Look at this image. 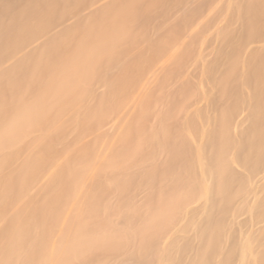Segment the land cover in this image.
Here are the masks:
<instances>
[{"label": "bare ground", "instance_id": "obj_1", "mask_svg": "<svg viewBox=\"0 0 264 264\" xmlns=\"http://www.w3.org/2000/svg\"><path fill=\"white\" fill-rule=\"evenodd\" d=\"M257 3L0 0V264H264Z\"/></svg>", "mask_w": 264, "mask_h": 264}, {"label": "rangeland", "instance_id": "obj_2", "mask_svg": "<svg viewBox=\"0 0 264 264\" xmlns=\"http://www.w3.org/2000/svg\"><path fill=\"white\" fill-rule=\"evenodd\" d=\"M211 2H213V0H204L205 6H208L209 3L211 4ZM205 6L202 7L201 9L197 10L196 14L202 13L203 15H206L208 7L206 8ZM257 6H258V3L256 4V6H254L253 8H250L247 11L248 17H249L248 19L252 20V23L255 26L253 34H256L257 36H262L263 37L264 36V12L259 11V9H257ZM199 7H201V6H199ZM221 7H222V2L217 6L216 12H213L212 10L209 11V13L207 14V18H206V20H207L206 28L209 27L210 22H211L210 21L211 18L212 17L214 18L220 12V10L222 9ZM241 13L243 14L244 12L241 10ZM241 13L239 12V14H237V15L233 14V17L229 16V18L230 17L233 18V22H234V18H236V20H238V21H236V23L233 26H234L235 34H236L235 41H237L239 43L240 42L242 43L243 41H245L247 39V38H245V35L242 34V31H241V28H240L241 24H240L238 18L242 15ZM212 14L215 15V16H212ZM190 28L194 29V30H196V28L206 29L205 26H202V25L201 26L200 25L196 26L194 24L191 25ZM250 39L251 38H248L247 40H250ZM176 85H179V84L176 83ZM174 132L176 133L175 130H172L171 131V135H173Z\"/></svg>", "mask_w": 264, "mask_h": 264}]
</instances>
